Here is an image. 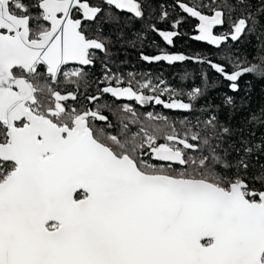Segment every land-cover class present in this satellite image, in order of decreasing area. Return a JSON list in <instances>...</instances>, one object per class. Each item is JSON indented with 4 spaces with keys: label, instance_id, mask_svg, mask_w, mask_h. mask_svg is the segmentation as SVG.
<instances>
[{
    "label": "snow or ice",
    "instance_id": "snow-or-ice-1",
    "mask_svg": "<svg viewBox=\"0 0 264 264\" xmlns=\"http://www.w3.org/2000/svg\"><path fill=\"white\" fill-rule=\"evenodd\" d=\"M104 3L144 16L140 0ZM238 3L246 6V0ZM180 7L198 20V41L220 46L252 31L250 14L221 36L214 29L225 24L222 9L209 15L205 5ZM103 11L91 0H0V264H264V174L256 177L261 189L247 178L251 159L264 155V140L241 138L225 147L231 130L216 114L203 129L183 135L168 125L164 143L161 129L141 126L133 133L123 121L121 133L112 135L97 126L112 127L100 108L70 107L76 94L53 86L61 75L73 84L84 78L83 69L63 71L69 62L92 65V50L107 53L105 40L90 38L85 26ZM159 34L171 45L178 32ZM254 59L230 73L208 63L238 91L243 75L264 78V56ZM101 91L142 105L192 109L178 100L165 104L131 84ZM201 95L200 88L189 93L193 100ZM224 103L234 106L231 96ZM124 111L138 123L131 108ZM260 122L264 112L253 113L250 123Z\"/></svg>",
    "mask_w": 264,
    "mask_h": 264
},
{
    "label": "trees",
    "instance_id": "trees-1",
    "mask_svg": "<svg viewBox=\"0 0 264 264\" xmlns=\"http://www.w3.org/2000/svg\"><path fill=\"white\" fill-rule=\"evenodd\" d=\"M190 5H205L202 9L211 15L212 9H222L225 13V24L214 29L217 35L231 32V22L241 16L251 15L247 31L238 40L230 38L220 46L206 41L195 40L198 35V20L186 12L172 11V0H146L143 18L117 17L116 23L104 25L100 37L107 44V53L99 54L94 68L84 70L88 80L82 84H63L62 92H73L77 99L70 107H90V96H109L101 90L104 87H128L143 91L145 95H159L166 103L172 100L191 103L190 111L169 109L164 104L154 101L140 104L135 101H120L111 96L98 100L103 111L109 117L115 135L122 130L121 121L128 123L130 132H137L141 126L150 131L161 129L160 143H164L163 134L171 132L172 125L176 132L183 135L189 129L193 132L203 129V121L216 114L219 123L231 130L226 136V144L239 141L241 138L254 143L264 140V122L250 123L253 113L260 116L264 112V78L255 74H245L238 80V91H233L228 81L209 63L220 64L229 73L234 65L249 66L257 63L254 59L264 56V2L262 0H246V6H239L238 0H179ZM168 7L167 17L162 19L161 8ZM176 16L178 20H175ZM179 21L178 27H174ZM255 21V25H253ZM160 31H176L173 44L169 45L159 34ZM162 53L182 54L189 59L168 63L166 61H146L144 56H157ZM103 79H106V81ZM151 86L143 88L146 82ZM80 87V88H79ZM152 88L156 91L153 92ZM200 88L203 95L193 100L189 96L194 89ZM233 98L234 106L226 105L227 97ZM123 104H128L136 113L138 123H130L132 113L123 112ZM149 113L159 119H150ZM166 118V119H164ZM200 122L197 124V122ZM204 133L202 132V135ZM150 155V154H149ZM235 156V153H233ZM147 159V157H145ZM231 159V157H230ZM154 162V161H151ZM264 174V155L250 161L247 172L249 184L261 189L262 183L256 177Z\"/></svg>",
    "mask_w": 264,
    "mask_h": 264
},
{
    "label": "flooded vegetation",
    "instance_id": "flooded-vegetation-1",
    "mask_svg": "<svg viewBox=\"0 0 264 264\" xmlns=\"http://www.w3.org/2000/svg\"><path fill=\"white\" fill-rule=\"evenodd\" d=\"M146 0H140V3L142 4V7H143V11H145V4L143 2H145ZM91 2L96 5V6H100L101 8L104 9V11L100 14V16L97 18V20L95 22H91V21H86L85 22V26H86V34L90 37V38H101L99 35V33H101L102 29H103V26L106 24L108 25H112L114 26L115 23H116V18L117 17H123V16H127V18H137L134 16V14L132 13H128L127 11H120L118 9H115L114 7H111V6H108L104 3V0H91ZM180 2L179 0H172V11H176V12H180L181 10H183L181 7H180ZM161 13H162V19H164V13L167 12V15L169 13V8L168 7H162L161 8ZM114 17L113 19H110L109 17ZM175 20H178V17L176 16ZM93 51V59H94V63H93V66H88V67H83V66H80V65H66L64 66L63 68V71L65 72H71V71H74V70H78V69H83L86 70V69H89V68H94L97 64V61H98V57H99V54H105L104 51L100 50V51H97V50H92ZM41 72H44L45 69L42 67L40 69ZM84 80H88L87 76H84L83 79L77 81L76 83L78 84H82V82H84ZM106 81V79H103V81ZM63 84H73V83H68L65 79V77L63 75L60 76L59 78V82L55 85H53L54 87L57 88V90H60L59 87H61V85ZM80 88V87H79ZM108 94L109 96H111L112 98L116 99V100H120V101H129V100H123V99H118L114 96H112L110 93H106ZM109 96H98V99H96L95 101H90L91 102V106L90 107H85L84 105L81 104V109H92V110H95L96 108H100L102 109V104L97 102L99 99L100 100H103L105 99V97H108ZM67 104L70 106L72 105V100L70 99L69 101H67ZM123 106H127V107H131L129 106L128 104H123ZM103 111V110H102ZM103 114L106 115V112L103 111ZM108 116V115H107ZM97 126L98 127H105V130L106 132L112 134V135H115V131H114V128L110 127H106V122H97Z\"/></svg>",
    "mask_w": 264,
    "mask_h": 264
},
{
    "label": "rangeland",
    "instance_id": "rangeland-1",
    "mask_svg": "<svg viewBox=\"0 0 264 264\" xmlns=\"http://www.w3.org/2000/svg\"><path fill=\"white\" fill-rule=\"evenodd\" d=\"M166 62H168V61H166ZM168 63H170V62H168ZM116 98H117V97H116ZM118 99L129 100V101H135V102L139 103V101H137V100H135V99H128L127 97H121V98H118ZM124 108H125V107H123V112H125V113H130V112H126V111H124Z\"/></svg>",
    "mask_w": 264,
    "mask_h": 264
},
{
    "label": "water",
    "instance_id": "water-1",
    "mask_svg": "<svg viewBox=\"0 0 264 264\" xmlns=\"http://www.w3.org/2000/svg\"><path fill=\"white\" fill-rule=\"evenodd\" d=\"M121 11V10H120ZM97 51H100V50H97ZM71 64H73V65H79L78 63H76V62H69V64H67V65H71ZM66 66V65H65ZM80 66H82V65H80ZM88 66H93V64L92 65H87V66H83V67H88ZM150 154V153H149Z\"/></svg>",
    "mask_w": 264,
    "mask_h": 264
}]
</instances>
